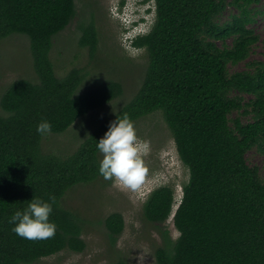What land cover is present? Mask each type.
<instances>
[{"label":"trees","instance_id":"trees-1","mask_svg":"<svg viewBox=\"0 0 264 264\" xmlns=\"http://www.w3.org/2000/svg\"><path fill=\"white\" fill-rule=\"evenodd\" d=\"M155 2L151 30L134 43L149 57L138 91L75 149L58 153L43 148L46 138L36 132L38 123L48 120L52 134L64 133L122 96L124 87L107 79L83 92L85 69L58 75L54 38L77 17L75 0H0V39L29 36L35 65L34 80L13 81L0 99V264L32 263L66 249L83 252L86 220L65 205L67 193L104 180L96 144L112 121L127 116L136 123L157 112L190 178L174 214L170 184L153 190L143 205V216L163 239L156 263L264 264V177L248 162L253 148L264 155V61L249 60L260 40L253 27L264 15L257 8L260 0ZM230 7L233 12L222 21ZM81 29L80 45L94 57L96 30L88 21ZM241 62L245 69L232 71ZM244 115L251 120L244 122ZM50 195L57 199L50 217L57 225L55 237L31 241L16 235L11 215L32 198ZM171 216L180 233L176 240L165 226ZM104 225L115 245L125 229L123 214L107 215Z\"/></svg>","mask_w":264,"mask_h":264},{"label":"rangeland","instance_id":"rangeland-1","mask_svg":"<svg viewBox=\"0 0 264 264\" xmlns=\"http://www.w3.org/2000/svg\"><path fill=\"white\" fill-rule=\"evenodd\" d=\"M75 1L77 17L54 38L52 59L58 75L65 76L72 68H83L87 77L81 84V91L93 89L103 80L113 79L122 83L124 94L81 117L66 132L51 134L44 139L43 148L58 153L75 149L87 134L128 103L142 84L149 65L147 49L131 48L130 34H127L126 21L133 16V11L143 8L139 5L142 0ZM145 2L151 6L152 13L141 26V33L149 32L156 19L155 0ZM119 4L123 6L124 14L118 11ZM257 8L264 10V0H260ZM231 12L233 9L230 7L222 21L227 20ZM86 21L92 22L99 39L94 57H91L89 48L80 45L83 36L81 25ZM253 27L260 40L254 46L249 60L264 61V15L257 16ZM245 67V63L241 62L231 69L241 71ZM34 76L35 65L29 36L15 33L0 39V99L13 81L20 78L34 80ZM248 98L245 97L246 100ZM236 116L239 114L233 115ZM242 119L247 122L251 117L244 115ZM134 125L140 140L148 141L150 145L149 154L145 157L147 172L141 187L132 192L121 190L111 181L107 183L99 180L71 189L64 202L86 220L83 235L86 249L83 252L66 249L25 264H118L120 259L127 264H157L155 251L163 244V239L158 226L143 216V205L153 190L170 184L175 187L176 193L174 214L183 196V185L189 181L190 172L180 160L175 139L160 112L141 118ZM248 162L258 166L264 177V155L256 148L249 151ZM113 212H120L125 218V229L115 245L104 225L106 216ZM165 226L176 240L180 233L172 216Z\"/></svg>","mask_w":264,"mask_h":264},{"label":"clouds","instance_id":"clouds-1","mask_svg":"<svg viewBox=\"0 0 264 264\" xmlns=\"http://www.w3.org/2000/svg\"><path fill=\"white\" fill-rule=\"evenodd\" d=\"M139 5L143 8L133 11V16L126 22L127 34H130V47L140 50L142 48L135 46L134 43L138 37L148 33H141L143 31L141 26L146 23L147 16L152 10L145 0L140 1ZM122 10L123 6L119 4L118 11L124 14ZM52 131L53 126L48 120L40 121L36 127V132L42 138L50 136ZM96 148L102 157L99 161V175L105 181H111L121 190L132 192L141 187L147 172L145 157L149 154L150 145L148 141L140 140L133 121L127 116L117 117L99 139ZM56 203L54 195H50L47 200L32 198L25 208L15 211L9 218V223L14 225L12 231L19 237L31 241L54 238L57 225L50 217Z\"/></svg>","mask_w":264,"mask_h":264}]
</instances>
